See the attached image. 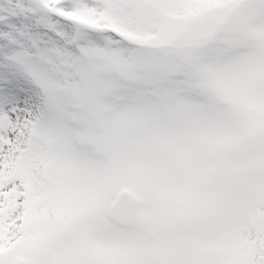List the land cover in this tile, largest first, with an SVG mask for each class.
I'll return each instance as SVG.
<instances>
[{"label": "snow or ice", "instance_id": "snow-or-ice-1", "mask_svg": "<svg viewBox=\"0 0 264 264\" xmlns=\"http://www.w3.org/2000/svg\"><path fill=\"white\" fill-rule=\"evenodd\" d=\"M0 264H264V0H0Z\"/></svg>", "mask_w": 264, "mask_h": 264}]
</instances>
